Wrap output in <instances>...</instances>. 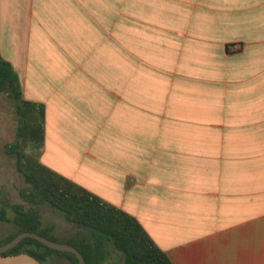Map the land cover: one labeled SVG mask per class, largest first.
<instances>
[{"label": "crops", "instance_id": "obj_1", "mask_svg": "<svg viewBox=\"0 0 264 264\" xmlns=\"http://www.w3.org/2000/svg\"><path fill=\"white\" fill-rule=\"evenodd\" d=\"M0 55L45 108L44 165L173 264H264V0H0Z\"/></svg>", "mask_w": 264, "mask_h": 264}, {"label": "trees", "instance_id": "obj_2", "mask_svg": "<svg viewBox=\"0 0 264 264\" xmlns=\"http://www.w3.org/2000/svg\"><path fill=\"white\" fill-rule=\"evenodd\" d=\"M0 96L10 100L17 118L16 139L5 145V153L15 159L16 169L27 184L19 191L23 203L11 206L12 221L18 232L0 242V246L22 232H36L76 247L87 264H106L112 251L123 255L120 264H173L137 218L41 162L45 146V108L25 99L17 71L1 55ZM44 206L60 211L64 220L77 230L66 240L56 238L52 230L43 226L41 209ZM0 221H11L4 208L0 210ZM19 255H28L41 264L53 257L79 264L75 254L54 250L32 238H25L1 257Z\"/></svg>", "mask_w": 264, "mask_h": 264}, {"label": "rangeland", "instance_id": "obj_3", "mask_svg": "<svg viewBox=\"0 0 264 264\" xmlns=\"http://www.w3.org/2000/svg\"><path fill=\"white\" fill-rule=\"evenodd\" d=\"M16 132L17 118L14 107L8 98L0 96V210L4 208L9 218H11V221H0V242L18 232V227L12 221L14 214L11 206L23 203L19 191L27 185L16 169L15 159L5 153V145L16 139ZM41 211L45 216H49L50 219L60 224L63 223L60 211L52 210L47 206L42 207ZM54 235L59 239L57 233ZM123 259L121 253L112 251L111 257L106 264H120Z\"/></svg>", "mask_w": 264, "mask_h": 264}, {"label": "water", "instance_id": "obj_4", "mask_svg": "<svg viewBox=\"0 0 264 264\" xmlns=\"http://www.w3.org/2000/svg\"><path fill=\"white\" fill-rule=\"evenodd\" d=\"M25 238H32L38 240L42 244L58 251L73 253L77 256L79 264H87L83 254L74 246L64 243L50 240L36 232H22L15 236L10 242L0 246V256L9 250H12L19 245Z\"/></svg>", "mask_w": 264, "mask_h": 264}]
</instances>
